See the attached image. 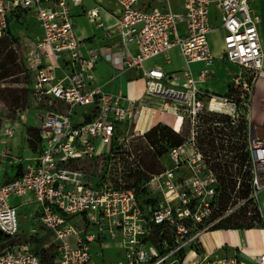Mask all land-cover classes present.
I'll list each match as a JSON object with an SVG mask.
<instances>
[{
	"label": "built area",
	"instance_id": "built-area-1",
	"mask_svg": "<svg viewBox=\"0 0 264 264\" xmlns=\"http://www.w3.org/2000/svg\"><path fill=\"white\" fill-rule=\"evenodd\" d=\"M111 1L118 11L105 35L117 36L122 45L121 61L114 67L138 71L147 93L173 104L180 124L186 112L194 121L206 111L232 115L225 109L234 112L237 106L228 93L197 86L206 81L215 60L209 43L212 22H220V58L256 78L264 76L262 19L253 6L259 1L264 11V0H179L175 9L170 0ZM82 2L0 0V38L18 11L34 19L40 33L33 40L39 63L30 69L32 96L37 105L56 103L55 108L39 109L38 127H32L38 134L37 149H30L29 156L12 153L14 126L0 129V171L5 164L15 169L12 179L0 183V245L23 230L18 208L30 205L31 218L44 227L43 237L52 238L53 264H185L188 253L193 258L199 254L203 232L255 201L264 188V141L253 129L247 161L252 189L241 203L220 212L218 178L193 130L168 150L171 166L144 176L138 159L123 155L122 127L135 122L136 101L96 82L95 65L108 54L104 45L81 50L72 9ZM99 10V5L84 10L96 26L103 25ZM174 46L181 71L146 67L158 55L169 62ZM198 63L204 67L195 76L191 67ZM20 118L25 121L23 114ZM87 163L98 165L96 181L83 169ZM39 253L29 242L14 244L0 248V264H40ZM193 258L191 264H198ZM212 264L241 263L230 257ZM254 264H264V254Z\"/></svg>",
	"mask_w": 264,
	"mask_h": 264
},
{
	"label": "rangeland",
	"instance_id": "rangeland-1",
	"mask_svg": "<svg viewBox=\"0 0 264 264\" xmlns=\"http://www.w3.org/2000/svg\"><path fill=\"white\" fill-rule=\"evenodd\" d=\"M170 3L172 8L175 9L177 8L179 0H170ZM159 6H162V3H159ZM253 6L262 19L261 32L264 38L263 4L257 1L253 3ZM17 19L21 22H16L18 20L15 18L11 21V27L18 37V41L15 42L6 37L5 39L0 38V66L2 64L4 65L3 69L0 68V129L7 125L14 126V137L12 140L16 141L21 151L25 149V153L27 154L28 150L25 147L26 128L38 127V114L41 113L39 109L41 107L55 108L56 103L52 102L50 104L46 100L37 105L33 99V72L24 64L23 59L26 48L20 43L21 35L26 37H31L32 35L26 34L24 31L19 32V29L23 30L25 27V29L30 30V27L33 26L34 19L27 12H21ZM219 26L220 22L218 20L212 22L213 30L209 33L210 47L216 58L213 65V72L216 75L217 73L233 74V78L228 85L227 93L236 101L237 106L234 112L231 109H225L232 115L206 111L205 113L199 114L192 121L191 116H188V112H186L183 115L181 127L178 128L179 132H174L169 126L161 124L156 130L145 137L133 130V123L131 125H123L121 136L125 138L123 144H126V146H123V155L125 153H132L143 167V163L151 160L150 157L154 151L160 152V156L156 158L157 166L155 168V171H160L164 167L171 166L168 150L177 140L171 133H176L178 140L182 142L184 141L183 136H190L191 130H193L208 166L215 171L217 178L219 177L220 193L217 207L220 212L229 206L231 207L241 203L242 191H250L252 189L247 161L249 141L253 135L254 128L249 122L247 111L250 90L256 76L248 69L236 66L224 58H219L222 45V34ZM172 61V64H167L164 57L159 55L152 57L149 63H156L164 69L170 70L177 66L176 56L172 57ZM4 70H10L12 74L1 77V73ZM16 96L20 97L18 103L13 101V98ZM166 102L168 103L166 111L169 110L176 113L177 111H174L173 104H170V101ZM224 108L222 109L224 110ZM21 114L26 117L24 122L20 118ZM74 120H79V114L74 116ZM97 168L98 165L96 163L83 165V169L88 175V178L95 176V181L98 178ZM123 168H127V165L123 164ZM2 178L3 176L0 172V182ZM10 201L13 204H17V201L13 198H10ZM30 208V205H22L18 208V222L20 228L23 230L17 236L6 240L0 245V248H6L22 242H29L35 246V243L39 239H42L40 246H38L41 256L53 251L52 238L47 234L43 237V234H45L44 227L39 225L35 219L31 218ZM255 210L256 200L250 201L245 205H240L235 208L233 214L229 216V222L223 220L219 224L223 226H234L238 224L242 227L258 224L257 219H251L255 215ZM240 214H244V216ZM31 229H34L35 232H31Z\"/></svg>",
	"mask_w": 264,
	"mask_h": 264
},
{
	"label": "crops",
	"instance_id": "crops-1",
	"mask_svg": "<svg viewBox=\"0 0 264 264\" xmlns=\"http://www.w3.org/2000/svg\"><path fill=\"white\" fill-rule=\"evenodd\" d=\"M95 5L100 6L99 15L103 23L102 26H96L90 23L84 15L85 9ZM117 11L118 6L111 0H83L81 5L72 9L76 34L79 39L82 40L81 50L83 53H85L88 48H97L100 45L106 47V53L108 55L101 58L95 65L94 72L96 82L99 83L104 90L121 92L136 101L138 114L133 126V130L136 132L144 135L153 127L161 124L169 126L174 132H179L178 128L181 127L182 123L180 124V120L177 119L176 113L169 110L166 111L168 108L164 105L166 101H164L160 95L146 92V82L140 77V73L133 69L122 71L114 67V62L121 61L120 55L122 54V45L117 36L108 38L105 35V28L114 23V17ZM21 31L32 35L31 37L21 35L20 39V43L26 48L24 51V64L28 69H32L39 63L33 40L36 39V36L40 32L35 22H33V26L30 27V30L24 27L23 30L19 29V32ZM110 53H115L117 58L109 56ZM162 56L164 57V55ZM173 56L177 58V66L170 70L164 69L159 64L149 63L151 58L146 61V67L157 65L167 73H178L182 70L183 65L178 53V48L175 46L169 50V62H167L164 57L167 64L173 63ZM215 61L216 58L214 63ZM213 65L209 67L210 74L206 81L197 82V86L202 90L211 91L216 94L227 93L228 85L233 78V74L217 73L216 75L213 72ZM203 67V64L198 63L192 65L191 68L196 76L197 70ZM247 116L250 124L256 129V132L264 141V76L257 77L251 87ZM12 139L9 141L12 153L20 156H29L32 154L27 143V128L25 132V147L28 150L27 154L25 153V149L21 151L16 141ZM14 170L12 165H3V169L0 171L3 178L0 183L12 179L15 176ZM256 207L260 220L258 224L241 228L219 226L203 232L199 236V254L193 258V254L188 253L185 264H191L192 258L197 261L198 264H212L218 260L230 257H236L241 264H254L256 257L260 254H264V188L261 189L256 196Z\"/></svg>",
	"mask_w": 264,
	"mask_h": 264
},
{
	"label": "trees",
	"instance_id": "trees-1",
	"mask_svg": "<svg viewBox=\"0 0 264 264\" xmlns=\"http://www.w3.org/2000/svg\"><path fill=\"white\" fill-rule=\"evenodd\" d=\"M20 15V11H18L15 16H16V20H18V16ZM15 20V21H16ZM16 22H21L20 20L16 21ZM6 38H9V39H12V41L14 40L15 42L18 41V37L17 35L15 34V32L13 31L11 25L9 26L8 30H7V33L2 36V39H5ZM1 69L4 68V65L2 64L0 66ZM12 74V71L8 70V71H5L3 73H1V77H5V76H8ZM228 92V91H227ZM13 101L15 103H18L20 101V97L19 96H16L15 98H13ZM160 125H157L155 127H153L152 129H150L148 132H146L144 134L145 137H147L150 133H152L154 130H156ZM177 140L174 142L173 146L175 145H178L180 144V140H178V135H176V133L172 132L171 133ZM37 140H38V134H37V130L35 128H32V127H28L27 128V143H28V147L34 152L36 151L37 149ZM160 156V152H156L154 151L152 154H151V160L149 162H145L143 163L144 165V169H145V172L143 173L144 176L147 175V172L148 173H152V172H156L155 171V168L157 166V161H156V158ZM219 178V177H218ZM233 187V186H232ZM225 190V189H224ZM248 192L249 190H245V191H242L241 193V198H245L247 195H248ZM227 199H228V196H227ZM257 210H255V215L253 217H251V219H257L256 221H260L259 220V216L257 215ZM241 216H244V214H240ZM225 221L229 222V217H227L225 219ZM234 227V228H241L242 226L238 225V224H235L234 226H223V225H218L216 227ZM249 226H252V225H249ZM42 242V239H39L35 244V250L36 252H40V250L38 251V246H40ZM37 246V247H36ZM40 254V264H53V252L49 253V254H43L41 256V252L39 253Z\"/></svg>",
	"mask_w": 264,
	"mask_h": 264
}]
</instances>
